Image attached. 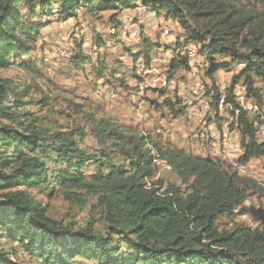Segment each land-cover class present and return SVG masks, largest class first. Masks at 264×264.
Listing matches in <instances>:
<instances>
[{"label": "trees", "instance_id": "trees-1", "mask_svg": "<svg viewBox=\"0 0 264 264\" xmlns=\"http://www.w3.org/2000/svg\"><path fill=\"white\" fill-rule=\"evenodd\" d=\"M137 2L162 11L180 25L188 41L201 46L210 78L230 66L217 56L242 66L231 77L226 99L216 94L213 100L230 103L240 133L237 161L264 159V140L257 139L255 122L233 95L240 83L247 98L261 101L255 81L264 83V8H258L264 0H0V68L28 52L32 36L21 27L19 6L29 16L50 15L55 9L58 19L67 20L77 9L118 13ZM147 50H141L146 59ZM18 65L27 67L25 60ZM182 65L187 67L172 60L170 67ZM20 96L0 77V264H20L4 239L17 240L23 253L40 264H78V257L98 264H264V220L255 228L217 226L220 216L235 214L250 191L264 192L254 179L219 158L159 144L149 134L127 135L107 123L97 135L109 145L98 154L86 153L76 140L82 132L45 134L37 118L19 121L14 108L23 103ZM167 106L173 112L170 102ZM44 155L60 164L57 182L67 198L95 196L106 221L104 232L94 230L92 223L74 229L48 216L46 207L32 199L30 187L48 184ZM113 156L124 164L113 163ZM157 162L170 168L180 184L150 182ZM88 164L95 165L92 175L82 171Z\"/></svg>", "mask_w": 264, "mask_h": 264}, {"label": "rangeland", "instance_id": "rangeland-1", "mask_svg": "<svg viewBox=\"0 0 264 264\" xmlns=\"http://www.w3.org/2000/svg\"><path fill=\"white\" fill-rule=\"evenodd\" d=\"M19 10L21 27L29 28L32 36L26 43L28 52L8 68H0V77L9 80L14 92L21 93L23 103L14 108L19 121L37 118L35 123L45 134L82 132L76 140L79 148L90 154H98L109 145L107 140L101 143L97 135L106 123L127 135L149 134L159 144L224 160L240 175L254 179L264 188V159L253 158L245 164L237 161L241 154L240 133L230 103L219 101L226 99L231 77L241 65L217 56L230 66L215 71L210 78L201 46L188 41L175 20L139 2L118 13L106 10L89 14L77 9L76 15L67 20L58 19L55 9L46 16H29L24 6H19ZM145 49L147 59L141 52ZM21 60L26 61L27 67H19ZM172 60L185 62L187 67L173 70ZM255 86L262 96L260 102L247 98L240 83L234 86L233 95L255 122L257 139L263 141L264 83L256 79ZM216 94L218 103L213 100ZM8 98L13 100L12 92ZM167 102L172 104L173 112ZM43 158L48 184L30 187L32 199L46 207L48 216L69 223L74 229L92 223L94 230L104 232L106 221L95 205V196L67 198L57 182L60 164L52 156ZM112 158L113 163L124 164L121 158ZM94 166L85 165L82 171L92 175ZM154 171L150 182L180 184V179L164 164L154 163ZM263 220L264 192L250 191L235 214L220 216L217 226L219 230L232 229L236 224L255 228ZM3 242L20 264H40V260L23 253L17 240ZM74 261L98 264L81 257Z\"/></svg>", "mask_w": 264, "mask_h": 264}]
</instances>
